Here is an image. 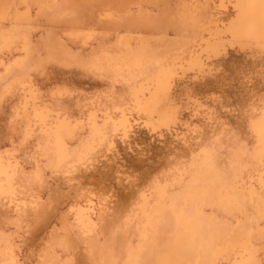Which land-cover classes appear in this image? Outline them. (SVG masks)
I'll list each match as a JSON object with an SVG mask.
<instances>
[{"label": "rangeland", "instance_id": "1", "mask_svg": "<svg viewBox=\"0 0 264 264\" xmlns=\"http://www.w3.org/2000/svg\"><path fill=\"white\" fill-rule=\"evenodd\" d=\"M35 1H30V10L20 21L29 35V52L21 48V38L10 49L0 48V161L14 169L11 183L17 196L0 193V264L7 249L15 253V264H127L129 251L138 248L141 239L139 218L132 214L139 210L136 201L152 193V180L160 179L161 185L167 180V190L178 192L181 187L170 186L173 178L189 170L192 159H200L202 152L204 156L207 147L215 151L214 163L225 181L238 180L243 188L233 208L206 205L205 215L213 218L224 238L238 242L251 230L255 244L254 263H238L241 256L229 249L217 264H264V150L253 156L260 147L253 123L264 109V48L248 41L250 47H245L223 32L219 38L212 36L213 28L211 35L202 30L203 23L214 27L216 21L220 30L226 28L236 16L238 0ZM221 1L225 8L220 9ZM27 7L22 0H0V14L6 16L0 18V24H6L0 25V32L16 23V14ZM186 9L194 11L196 22H182ZM77 33L83 34L80 40ZM123 34L133 46L147 44L154 52L168 49L169 59L175 56L168 103L180 105L177 109L172 105L171 111L177 112L168 127L157 122L153 127L138 114L129 97L133 85L115 75L102 56L104 49L118 51L115 43ZM213 39L223 42L224 54L204 53V40ZM192 52L206 62L200 72L187 67ZM96 55L103 63L100 70L88 63ZM16 56L24 59L22 65ZM186 67L189 71L183 70ZM122 105L131 114L127 135L123 129L112 131V123L104 124L106 111L118 119ZM37 110L49 115L47 128L60 120L75 126L74 138L68 139L70 148L88 137L91 115L112 134L114 143L96 146L89 159L74 163V168L68 162L73 171L68 163L55 166L53 140L44 132ZM250 187L256 191L253 199ZM141 190L145 195L140 196ZM88 199L95 201L98 220L91 233L82 231L74 215L75 206ZM167 222L150 232L139 250L138 264H158L159 255L168 251L178 228Z\"/></svg>", "mask_w": 264, "mask_h": 264}, {"label": "bare ground", "instance_id": "2", "mask_svg": "<svg viewBox=\"0 0 264 264\" xmlns=\"http://www.w3.org/2000/svg\"><path fill=\"white\" fill-rule=\"evenodd\" d=\"M30 1L34 2V0H22V3H26L28 5V7L25 8L26 11L19 12L18 14H16L15 18L17 22L14 23L11 27H8L7 29H3L0 32V48L3 47L10 49L13 46V44L16 43V40L21 38L22 41L21 48L24 49V51H26L27 53L29 52V43H28L29 35L26 31L22 30L23 27L20 24V21L23 20L26 14L29 12L30 4H31ZM39 1L42 2V0ZM35 2H37V0ZM224 4H226L225 1ZM222 5L223 2L221 1L220 9L226 7L225 5L223 6ZM234 6L237 9V12L235 11L236 16H234V19L231 22L229 21L230 23L228 22L229 24L227 25L225 24L226 28L220 30L222 28H220L219 23L217 24L216 21L213 22L214 24H216V26L214 25L215 28L212 26L211 27L205 26L206 24L203 23L202 27L204 28H202V30L203 29H205L206 31L208 30L211 35L212 30L214 29L212 36L218 37L219 33L223 32V33H227L228 36L233 40L234 39L240 40L239 42L243 46H245L244 43L248 41L249 45H251L250 43L253 42L256 45H258L259 48L260 46L264 48V0H238V2H235ZM102 13L104 14V12ZM109 13L106 14L105 11V16H107L109 19H113L111 13L110 14ZM114 14L113 16H115ZM116 16H117V12H116ZM181 16L182 17L180 18L183 19L182 22L184 23H187L188 21L196 22V19H198L194 11H190L188 9L183 11ZM0 18L1 20H4L6 18L5 14H0ZM102 18H104V15L102 16ZM232 18L233 17H231L230 19ZM0 25L6 26L5 22L3 21L1 22ZM210 28L213 29L211 30ZM84 33L87 34V32H83V34ZM81 34L82 33L80 34L77 33L76 35L78 37L75 38L76 39L79 38ZM86 34H84V36ZM89 36L90 38H88V40L90 41L91 39L90 33ZM124 36L125 35L123 34V36L120 37L119 41L117 40L118 44L115 43L116 45H118L117 52L112 53L107 50L105 51L104 49L101 51L102 56L104 59L107 60L108 66L113 69L115 75H122L123 78L122 80L125 81V83L133 85L130 88L129 97L131 100L130 102L133 103L134 105L133 107L136 108V110H138V114H142V117L144 115V117L147 120V123L149 125L153 124V127H154V123L156 122L159 125H164L168 127L171 125L172 122L175 121L174 119L177 112V111L174 112V110H172L173 113H175L173 114L171 111V107L172 109H174V107L177 109V106L180 105L179 104L176 106L171 104V106L169 107V103H168L171 102L168 101L170 100L169 99L170 89H172L170 87L172 82L171 80L173 74L176 73V71L174 73L175 66H173V64L175 63L174 62L175 56H171V59H169L168 55L170 53L168 49H164L163 52L162 51L154 52L151 51L150 46L147 44L144 45L142 44L141 46L137 45V47L135 45L133 46V44L129 43L128 38ZM87 37L88 35H86V38ZM129 37L131 36L129 35ZM242 40H245V42H243ZM227 41L229 43L230 40ZM235 41L236 40H234V42ZM204 42L206 44V46L203 47L205 50L201 48L202 49L201 52H203L204 50V53L205 51L213 53L214 54L213 57H217L219 55V52L223 53L220 50H222L225 46L222 47L223 42L220 39H213L206 41L204 40ZM239 42H236V44L234 45H239L240 44ZM228 43L226 45H228ZM130 44L133 47H131ZM241 44L240 47H242ZM248 44L245 47H250L248 46ZM258 46L256 47L258 48ZM192 54L195 55L196 53L194 54L192 52ZM191 55L190 58L192 59H190V62L188 60L190 65L188 64L187 67L189 66L190 68L194 67L193 70L197 68L198 69L197 71L200 72V66L204 68L203 64H205L206 62L203 63L202 61L203 57L201 58V56H197V54L193 57ZM201 55L203 54L201 53ZM209 55L211 56V54ZM209 55L207 57H210ZM182 57L185 58L184 56ZM177 59L179 60V58ZM15 60L17 64L22 65L24 63L23 58H18ZM2 62H4V60ZM88 63H90V66L93 67L94 69L100 70L103 68V63L101 62V58L99 57V55L94 56L93 59H90ZM123 67H125L124 74L122 73ZM187 67L186 69L183 70L189 71L190 68L188 69ZM205 69H203V72H205L204 71ZM185 73L186 72H182L181 74L184 75ZM142 75H143L142 79L138 80L137 78L138 77L141 78ZM177 75L180 77V73ZM64 89L66 91L67 87ZM189 97L190 95L187 96V98ZM191 97L193 99L194 96ZM190 99L191 98H189V100ZM175 100L173 101L177 102L176 104H178V101ZM125 106L126 105H124L123 107L122 105L118 107L117 110L120 111L119 114L120 117L118 119H115L114 116H112L111 112L107 110L108 112L106 111L104 115L105 116L104 124L107 125L108 123L110 124L112 123L113 124L112 131L115 132L117 129H123L124 134L127 135L130 130V127L132 126V121L131 118L129 117L131 114L128 115V113L126 112L127 107L125 109ZM35 113H36V117L40 121V124L43 125L44 132L46 133L47 137L53 140V156H54L53 162L55 166L56 165L65 166L69 162L72 163L71 166L74 168V163L79 164L86 157L88 158V155L89 156L91 155L92 150L96 148V146L99 145L101 146L103 145V143H109L110 145H113L114 143L112 134H109L107 128L100 125L96 120L97 118L95 119V116L91 115L88 118L89 121L88 123L90 125V132L88 137L84 140H81L79 144L70 148L68 145V139L74 138L75 126L69 124L68 121L60 120L56 124H54V126L47 128L46 122L48 120L49 115L43 110H37ZM261 113H262L261 116H259V118L256 119L253 123V130L257 135L258 144L260 146L259 148L255 149V151L253 152L254 157L259 156V154H261V152L264 150V109ZM155 126L159 127L157 125ZM209 149L208 147L206 148V150L204 151V156L202 149L201 150L202 157H200V159L198 160H196L195 158V161H193L194 159H192V162L190 164V169L189 170L186 169L180 172L178 178H173V180L174 179L175 180L172 182V184H170V186L176 184L179 187H181L178 190V192H172L167 190L168 189L167 180L166 182L163 181L162 185L161 182L160 184H158L160 179L159 180L155 179L158 180L156 182L152 180L153 181L152 184H154L155 187V188L152 187V193H150L151 196L153 197L152 202L149 201L150 200L149 198H151L149 197L150 194L149 196H146L144 191H143L144 193L142 192V190L141 192H139L140 196L141 195L143 196V194L145 196L143 201L139 199L140 197L138 198L140 202L136 201V203L139 204L137 205L135 203L136 204L135 206L139 207V210L135 209V211L137 210L138 212L133 211L134 213L132 214L133 217L137 216L139 218L137 226L139 229V236L141 237V239H140V244L137 245L138 248L135 247L136 249L134 248L131 249V251H129L127 264L139 263L138 262L139 250L141 249V246L144 244V242L150 237L149 236L150 232L155 231L156 228L160 227L159 225L164 224L166 221L170 222L169 219L171 220L170 224H173V227L178 229L174 234V238L169 246L168 251L163 255L162 254L159 255L158 264H217V261L220 259L221 256H223L224 252L228 251L229 249H232V251L236 255L241 256V261H239L238 263H241L244 260L252 263L256 261L255 244L251 240V234H252L251 230L246 232V234L241 238L242 240L238 242L233 240L231 241L229 239L224 238L222 232H220L218 228H215L213 226V218L205 215L204 207L206 205L220 206L226 210H230L231 208H233L235 205L239 203V199L242 196L241 187L243 188V186H241L239 189L238 183L240 181L237 182L238 180L236 181L235 179H232L229 183L227 182V180L225 181L222 171L218 169L216 167V164L214 163L213 154H215V151H211V147ZM212 152L214 153L212 154ZM69 163L68 165L70 166ZM71 166L70 168L73 171L74 169ZM10 168L12 169V167L0 161V193L11 194V196L13 194L12 197H17L15 191H13L15 189H13L12 187L13 185L11 183L12 181L11 177H13L12 175H14L13 174L14 169L13 171L11 170L12 171L11 172ZM68 169L69 168H67V170ZM176 169L177 168H175V170ZM15 172L18 173V171ZM68 172L69 171H67L66 173ZM185 173L189 174V176L185 177L186 175ZM174 175L173 177H175ZM155 178H159V177H155ZM163 183L166 184L164 185ZM250 188L251 189L249 191V197L250 199H253L254 195H256L255 194L256 191L253 190V187ZM16 201L18 204H21L19 199H17ZM24 203L25 201L22 200L21 205L24 206ZM81 203L80 202L79 204L76 203L78 206L77 205L75 206L76 207V214H74L76 215L75 221L80 226V228L83 229L82 230L83 232L91 233L95 231V229L98 226V220L95 218L97 214L95 201L93 199H88L85 203L83 204ZM72 207L73 205L70 207V209ZM72 210H75V208L73 207ZM168 213L171 214L170 216L171 218L166 217V215L169 216ZM129 215L131 217V214ZM166 218L168 220H166ZM168 222L166 224H169ZM214 229H216L217 231H213ZM8 247L11 248V245H9ZM2 254H4L3 257L4 259L1 264H15L17 259L15 260L16 256L15 253L13 254V251L7 249Z\"/></svg>", "mask_w": 264, "mask_h": 264}]
</instances>
